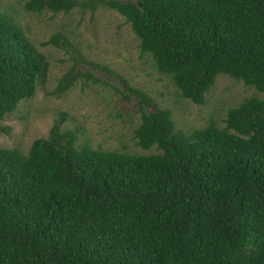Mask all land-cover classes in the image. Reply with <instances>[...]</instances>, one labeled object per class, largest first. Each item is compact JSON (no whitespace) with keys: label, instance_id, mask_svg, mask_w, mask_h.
<instances>
[{"label":"trees","instance_id":"16d2710c","mask_svg":"<svg viewBox=\"0 0 264 264\" xmlns=\"http://www.w3.org/2000/svg\"><path fill=\"white\" fill-rule=\"evenodd\" d=\"M98 4L123 15L138 51L181 96L201 102L219 71L263 95H243L222 125L176 129L144 89L52 31L39 43L65 46L71 63L49 92L83 76L133 96L132 135L155 150L76 145L75 128L60 127L63 110L25 152L0 146V264H264V0L22 1L35 12ZM46 65L0 10V116L44 79Z\"/></svg>","mask_w":264,"mask_h":264},{"label":"rangeland","instance_id":"374dc122","mask_svg":"<svg viewBox=\"0 0 264 264\" xmlns=\"http://www.w3.org/2000/svg\"><path fill=\"white\" fill-rule=\"evenodd\" d=\"M23 0H0V10L9 14L29 39L44 54L47 65L44 79L32 92L20 98L9 112L0 116V146H13L25 152L30 139L44 135L59 110L65 112L60 127L75 128L74 144L98 146L129 152L154 151L140 147L132 135L138 120L133 96H121L110 84L78 76L58 96L49 92L56 77L71 63L68 51L52 43H39L52 31L59 30L89 59L105 63L132 85L149 93L161 107L169 109L173 127L188 130L213 121L222 125L225 109L243 95L263 93L241 79L216 72L203 94L194 102L178 93L167 74L153 66L148 52H139L137 38L123 15L114 8L98 4L93 10L77 5L67 11L35 12L23 8ZM69 48V47H67ZM79 68L87 64L77 62ZM100 79L118 85L115 75L90 68Z\"/></svg>","mask_w":264,"mask_h":264}]
</instances>
